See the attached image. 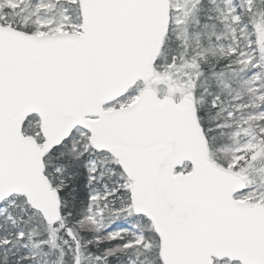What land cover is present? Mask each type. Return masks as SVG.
Returning <instances> with one entry per match:
<instances>
[{"label": "snow or ice", "instance_id": "6c2138e0", "mask_svg": "<svg viewBox=\"0 0 264 264\" xmlns=\"http://www.w3.org/2000/svg\"><path fill=\"white\" fill-rule=\"evenodd\" d=\"M0 264H264V0H0Z\"/></svg>", "mask_w": 264, "mask_h": 264}]
</instances>
